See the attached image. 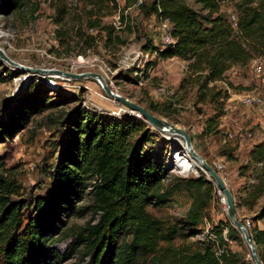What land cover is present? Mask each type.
Returning <instances> with one entry per match:
<instances>
[{
  "label": "rangeland",
  "instance_id": "rangeland-1",
  "mask_svg": "<svg viewBox=\"0 0 264 264\" xmlns=\"http://www.w3.org/2000/svg\"><path fill=\"white\" fill-rule=\"evenodd\" d=\"M15 1L0 0V125L10 122V112L19 108L28 93L36 91L44 101L43 112L34 116L28 128L15 139L0 145L2 172L20 191L19 195L9 199L15 203L23 202L26 206L23 212L25 224L34 216L36 202L46 198L51 190V177L77 107L113 117L112 111L123 105L120 101L102 98L100 94L104 91L90 77L56 79L36 70L62 74L95 73L92 68L79 63V57L85 61L98 57L111 69L114 86L120 96L147 110L149 103L157 104L162 111H150L153 115L187 131L196 152L217 173L216 166L224 167L238 220L245 222L251 219L258 225L256 216L264 206V197L253 209L239 206L238 200L244 196L239 191L246 184L257 183L255 179L261 169L252 163L250 154L255 145L264 142V109H248L241 102L245 94L264 93V73L258 74L254 69V61L260 57L246 67H233L227 72L225 82L217 84L228 91L229 99L225 102V115L220 119L217 132L205 135L203 131L207 120L215 113L214 107L210 103H197L196 88L179 90V84L186 76L185 61L178 58L161 61L157 58L155 49L161 50L163 33L160 21L150 12L154 0H144L142 5H138V0H122L120 9L125 27L115 30L108 44L106 34L100 28L90 27L95 17H91V7L86 0L64 1L67 14L62 26L55 24L60 5L58 0H19V7ZM237 1L223 4L222 12L226 15L233 13ZM187 2L199 10L197 4L190 0ZM114 15L102 12V24L111 25ZM89 34L95 35L91 47L85 43ZM146 47L151 50L146 51ZM139 53L138 60L132 62L130 58ZM8 60L34 71L18 69ZM160 87L175 91V96L167 98L159 94ZM148 125L153 135V144L149 147L170 171L164 184L169 188L178 187L166 207H149L148 211L179 228L175 245L181 248L196 250L208 244L205 219L197 227L187 222V215L193 207L201 211L214 227L227 228L229 236L228 226L233 227V224L217 200L214 182L211 185L207 183L210 178L203 169H183L184 163L176 162L179 159L177 155L184 150L183 144L167 141L164 135ZM230 134L233 138L229 137ZM245 135L252 138L244 139ZM174 152L177 154L175 160ZM199 178L203 179V186L187 185V181ZM95 182L96 179L87 181L83 200L76 202L74 212L64 218L61 234L52 245L63 259L53 264H87L89 261L86 249L88 230L97 225L101 216L93 203ZM260 224L264 226V220H260ZM234 230L225 264L251 263L249 246L241 232ZM77 242L78 245L74 246ZM256 250L257 254L264 250V240L259 247L256 245ZM139 264H151V258L142 259Z\"/></svg>",
  "mask_w": 264,
  "mask_h": 264
},
{
  "label": "trees",
  "instance_id": "trees-1",
  "mask_svg": "<svg viewBox=\"0 0 264 264\" xmlns=\"http://www.w3.org/2000/svg\"><path fill=\"white\" fill-rule=\"evenodd\" d=\"M58 1L55 24L62 26L67 11L65 0ZM187 1L154 0L150 5V12L158 21H170L175 39L174 44L155 50L161 61L178 58L187 63L179 90L196 88L197 103L213 105L215 113L203 131L209 135L217 132L229 99L228 91L217 84L225 82L233 67H246L264 56V0H239L234 12L227 15L222 12L223 4L235 0H190L199 10ZM14 3L20 6L19 0ZM86 3L91 7V17H95L90 27L100 28L106 34L107 44L110 43L115 28L102 24L101 13L116 14L118 3L116 0H86ZM232 14L237 17L236 28L231 22ZM57 36L60 37L59 32ZM94 38L95 35L89 34L85 43L91 47ZM147 108L153 113L162 111L153 102ZM43 109L44 101L38 92L28 93L19 108L10 112V122L0 125V145L26 130ZM152 142L149 125L141 119L132 116L119 119L77 107L51 177V190L46 198L36 202L34 216L26 224L24 203L9 199L20 191L4 176L0 162V264L60 262L63 257L52 245L61 234L64 218L74 212L76 202L83 200L87 181L93 179H96L93 203L101 216L97 225L88 230L87 264H139L149 257L151 264H219L209 244L196 250L176 246L179 228L148 211L149 207H166L178 188L165 186L170 171L164 161L154 156L149 147ZM250 157L253 164L264 162V142L253 147ZM255 180L256 184H246L239 191L244 194L239 197V206L253 209L264 197V167ZM195 184L203 186V179L187 181L190 187ZM205 218L193 207L187 222L197 227ZM260 220H264V206L256 216V221ZM228 227L232 238L235 230ZM223 228L217 226V233ZM250 237L259 247L264 231L255 227ZM258 256L264 264V250Z\"/></svg>",
  "mask_w": 264,
  "mask_h": 264
},
{
  "label": "built area",
  "instance_id": "built-area-1",
  "mask_svg": "<svg viewBox=\"0 0 264 264\" xmlns=\"http://www.w3.org/2000/svg\"><path fill=\"white\" fill-rule=\"evenodd\" d=\"M122 0H116V2L118 3L119 6V10L117 11V13L112 17V23L111 25L115 28V30H120L123 29L125 27V24L123 22L122 19V15H121V9H120V2ZM144 3V0H138V5H142ZM231 22L233 23V27H237V17L235 14L231 15ZM161 24V29H162V33H163V40H162V49L168 47L169 45L174 44L175 39L172 37L171 31H172V25L170 23L169 20H161L160 21ZM140 56V53L138 55L132 56L130 58V60L132 61H136L138 60ZM79 63L86 65L89 68H92L95 73L99 74L103 80H100L99 78L95 77H90L92 79H94L97 84L99 85L100 88H102V90L104 91V94L101 93L100 96L106 100H115L113 98H111L110 96H108L103 88V85H107L111 91L116 94L119 95L117 89L114 86V82H113V77H112V71L111 69L103 62L101 61L100 58L98 57H93L87 61L84 60L83 57H79ZM254 69L255 72L258 74H263L264 73V56L260 57V59L254 61ZM65 80H69V77L64 76ZM159 94L170 98L175 96V91L173 90H167L164 87H160L158 89ZM241 102L242 104L248 108V109H264V93H258V94H245L241 97ZM112 115L113 117L116 118H122L124 116H132L138 119H141L143 121H145L146 123H148L145 118L143 117V115L138 112L135 111L133 109H131L130 107H128L127 105L123 104L122 106H118L117 110L112 111ZM149 124V123H148ZM161 135H164L165 131H158ZM230 138H233V135L230 134L229 135ZM244 139L247 138H252L251 135H245L243 136ZM259 167H264V162L259 163L258 164ZM217 171L222 179V181L224 182V184L227 186V178L224 176V167L222 165H218L216 166ZM214 182V181H212ZM216 189V193H217V200L219 201V204L221 206L224 207V210L227 211V200H226V196L224 195V193L219 189V187L216 185V183H213ZM244 225V227L249 231H251L252 229H254L255 227H257L259 230L264 231V226L261 227L262 225L260 224V221L258 222V225L256 226L253 222V220L251 219H247L245 222L242 223ZM205 240L206 242L211 246L214 256L217 259V261L219 262V264H224L225 263V259L228 256V245L232 243V240L229 238L228 236V229L227 228H223L222 232L219 234L217 233V229L216 227H214L209 221L208 219L205 218ZM249 246V245H248ZM249 261L251 263H245V264H255V261L253 259V255L251 253L250 247H249Z\"/></svg>",
  "mask_w": 264,
  "mask_h": 264
},
{
  "label": "water",
  "instance_id": "water-1",
  "mask_svg": "<svg viewBox=\"0 0 264 264\" xmlns=\"http://www.w3.org/2000/svg\"><path fill=\"white\" fill-rule=\"evenodd\" d=\"M9 61V60H8ZM12 65H16L19 66L17 63H14L12 61H9ZM23 69L25 70H29V71H34L30 68H26L24 67ZM39 73H46L49 71L46 70H36ZM64 75L66 77L69 78H73V79H84V78H88V77H97L100 80H103L102 77L97 74V73H82V74H73V73H64ZM103 88L106 92V94L108 96H110L111 98L122 102L123 104L127 105L128 107H130L131 109L140 112L143 117L145 118V120L153 127L155 128L157 131H165L167 132L168 130H172L174 131L177 135H180L181 137H183V139L185 140V144H186V148L188 150V152L190 153L191 157L193 159H195L196 161H198L202 167L204 172L209 176L210 179H208V181L212 182L214 180V182L216 183V185L219 187V189L224 193V195L226 196V200H227V214H228V218L230 220V222L233 224L232 226L239 230L246 242L247 245H249L251 253L253 255V259L255 261V264H262L259 256L257 254V250H256V245L255 243L252 241L249 231L244 227V225L242 224V222H240L237 218V213H236V203L235 200L233 198V195L231 193V191L229 190V188L224 184V182L222 181L220 175L216 172V170L210 166L194 149L192 140H191V136L188 134L187 131L178 128L177 126L158 118L157 116L153 115L149 110H147L146 108L131 102L129 100H127L126 98H124L123 96L120 95H116L114 94L111 89L107 86V85H103Z\"/></svg>",
  "mask_w": 264,
  "mask_h": 264
},
{
  "label": "bare ground",
  "instance_id": "bare-ground-1",
  "mask_svg": "<svg viewBox=\"0 0 264 264\" xmlns=\"http://www.w3.org/2000/svg\"><path fill=\"white\" fill-rule=\"evenodd\" d=\"M5 61H7V60L5 59ZM13 66L14 67H17L18 69L25 70V69H23L24 67L21 66V65H19V66L13 65ZM44 74L51 75V76H53L56 79H64V76H65L64 73L62 74L59 71H49V72H46ZM167 132H169V133L168 134H164V137L166 138L167 141H172L173 144H175V145H177V144H183V146H184V150H183L182 153L179 152L178 155L176 154V152L173 153V160H175V157L177 155V157L179 159L176 162H178V164L179 163H184L183 169L188 168V170H190V171H196V168H200L202 170L203 169L202 165L198 161H196L195 159H193L191 157L190 153L188 152V150L186 148V144L183 141L184 140L183 137H181L180 135H177L172 130H168Z\"/></svg>",
  "mask_w": 264,
  "mask_h": 264
},
{
  "label": "crops",
  "instance_id": "crops-1",
  "mask_svg": "<svg viewBox=\"0 0 264 264\" xmlns=\"http://www.w3.org/2000/svg\"><path fill=\"white\" fill-rule=\"evenodd\" d=\"M261 227H263V225Z\"/></svg>",
  "mask_w": 264,
  "mask_h": 264
}]
</instances>
